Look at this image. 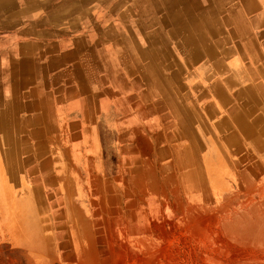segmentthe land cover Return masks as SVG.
<instances>
[{
	"label": "rangeland",
	"instance_id": "1",
	"mask_svg": "<svg viewBox=\"0 0 264 264\" xmlns=\"http://www.w3.org/2000/svg\"><path fill=\"white\" fill-rule=\"evenodd\" d=\"M120 1L126 9L128 0H114L116 12ZM142 1L153 8L151 22L141 25L144 49L159 54L165 77L175 80L178 73L171 82L177 93L172 103L193 133L183 132L161 94L151 96V79L137 65L141 53L128 55L135 29L113 24L112 64L88 72L95 78L98 112L81 129L91 124L95 132L47 134L41 139H54L40 157L35 150L17 155L18 163L34 157L15 173L39 178L32 185L42 193L44 210H14L21 199L10 198L2 179L8 171L1 168L0 264H264V0H180L190 15L212 10L223 26L221 47L227 53L219 70L184 62L182 40L170 30L177 23L169 19L176 9L169 0ZM165 16L168 22L148 30ZM246 88L253 93H240ZM106 94L118 100L107 108ZM142 94L140 118L134 97ZM240 114L245 127L238 133L231 119ZM116 126L132 130V147L142 156L137 172L127 152L115 147ZM200 145L207 149L202 152ZM134 173L146 180L143 191L132 183Z\"/></svg>",
	"mask_w": 264,
	"mask_h": 264
},
{
	"label": "crops",
	"instance_id": "2",
	"mask_svg": "<svg viewBox=\"0 0 264 264\" xmlns=\"http://www.w3.org/2000/svg\"><path fill=\"white\" fill-rule=\"evenodd\" d=\"M22 2L24 4H20L18 0H3L0 3L5 6L0 15V34H3L0 35V120L3 119L0 124V175L2 176L1 168L5 167L8 175L2 179L11 193L10 198L21 199L18 202L15 200L14 210H44L42 193L38 192L37 187L34 191L32 185V182L39 181V178L33 180L32 177L27 178L26 175L15 173L20 165H32L34 157L30 154L23 163H18V153L35 150L38 152L36 157H40L42 150H46V144L54 139H41L47 134L58 136L77 133L76 129H79L81 134L95 132L91 124L84 125L83 130L81 129L82 123L95 119L98 112L96 82L88 72L101 69L103 63L112 64L113 37L115 38L112 33L117 28L113 24H119V27L126 25L138 31L133 37L135 41L128 55L134 58L136 52L141 53L145 36L141 25L145 26L146 22H151L153 8L142 0H128L125 11L121 10L124 5L120 1L117 12L114 10V0H85L82 3L81 0ZM2 20L5 22L2 23ZM161 20L169 21L156 18L148 30L154 33L159 26L157 22ZM163 34L167 33L163 31ZM139 43L140 45H136ZM120 52L124 53L125 50L118 53ZM151 55L155 57L154 53ZM143 58L142 52L137 65H140L142 77L145 78L146 61ZM156 59L160 61L159 54ZM98 64L101 67H98ZM216 86L219 87V83ZM134 98L137 102L138 117L141 118L146 106L145 96L142 94ZM207 98L201 97L203 100ZM112 99L111 94L105 95V108L118 101ZM166 99L171 102L168 97ZM101 102L102 97L99 99L100 105ZM171 108L172 113L177 116L175 105L172 104ZM210 109V106L206 107L207 112ZM77 119L80 122L70 121ZM177 121L179 126L183 127V132L188 129V133H193L191 123L187 127V124L183 126L178 118ZM171 127L173 125H169V128ZM116 128L121 132L116 131L119 136L115 147L125 154L127 152V163L134 165L136 171L142 156L132 147V130L125 131L121 126ZM237 132L241 133L239 129ZM34 136L37 138L35 142ZM200 148L202 152L207 149L204 145H200ZM168 151L170 152V149ZM168 151L166 149L171 156ZM202 158L204 159L203 156ZM40 166L46 167L47 163H40ZM139 169L142 171L143 168ZM137 175L138 173L132 175V183L137 185V191H143L146 180L142 176L139 180ZM63 179L64 177H57L56 181ZM34 196L39 203L36 208Z\"/></svg>",
	"mask_w": 264,
	"mask_h": 264
},
{
	"label": "bare ground",
	"instance_id": "3",
	"mask_svg": "<svg viewBox=\"0 0 264 264\" xmlns=\"http://www.w3.org/2000/svg\"><path fill=\"white\" fill-rule=\"evenodd\" d=\"M1 1L3 2V0ZM84 1L85 0H81V3ZM169 1L171 5H173L174 8H176L177 10L178 8H180L177 13H176L177 11L176 9L174 10V14L171 12L169 14V19H172V22L177 23V26H171L170 30L172 33H175L176 32L175 30H177V35L179 39L182 40L179 44V46L182 49L179 51L181 53L186 54L185 55L186 59L184 62L186 64H192L195 61H202L203 63H206V65L209 64L212 67H215L217 70H219L222 67L221 65L222 57L227 53V50L221 47L222 42L224 40L223 26H222V29H220L221 26L218 25L217 20L214 19L216 17L213 16V11L212 10L210 11L195 10V11H192L191 12L192 15H190V11H188V9H181V6L179 4L180 0H169ZM4 7H5L4 5H0V15L2 14V10ZM238 16H239L238 14L234 15V22L235 20L238 22V19L240 18V17L238 18ZM164 19L168 20L167 17ZM241 22L242 20L239 23L240 25L243 26V33L245 34L246 27ZM235 27L237 28L236 29L237 32L241 34V31H240L241 29L237 25ZM133 32L135 33L134 34L135 36L138 31L134 30ZM153 38L155 37L153 36ZM157 40H158L157 38L154 39L155 42ZM136 45H140V43ZM171 51L172 50H168V53L170 54ZM142 52H143V57L145 58V61H146L145 70L147 73V78L148 80L151 79L148 83L150 91L153 93V95L151 96H158V94H161L163 99L169 103L170 108H171V105L172 104L174 105V102L171 103L172 99L177 98V93L172 91L171 82H174L176 79H178V76H179L178 73H176L173 76L175 80H172V78L165 77L162 71H160L161 65L164 63V61H162L161 62L162 64L160 65V61L156 59V57H153L150 54L152 51L143 49L141 50V53ZM163 60H166V58ZM210 61L212 63H208ZM177 70L178 72H180L179 69ZM220 91L221 90H218V95L219 97L223 99V96L221 95ZM251 91L253 93V90L251 88H246L245 91L243 92L240 91V93L244 95V93L251 92ZM242 94H240V98L243 99ZM149 96H150V93H149ZM151 96H150V99L152 102H154L155 98L152 99ZM165 96L168 97L171 100V102L168 101V99H166ZM175 109H176V114L178 116L179 121L184 126L183 122L185 120L183 121L180 117V114H179L180 109H178L176 106H175ZM241 117H242V114H240L239 116H235L234 118L231 119V121H233L236 124L239 130L245 127L244 126L245 124ZM2 120H0V124L3 123Z\"/></svg>",
	"mask_w": 264,
	"mask_h": 264
}]
</instances>
